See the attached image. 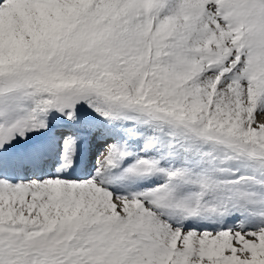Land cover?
Segmentation results:
<instances>
[{"label": "snow or ice", "instance_id": "6c2138e0", "mask_svg": "<svg viewBox=\"0 0 264 264\" xmlns=\"http://www.w3.org/2000/svg\"><path fill=\"white\" fill-rule=\"evenodd\" d=\"M0 264H264V0H0Z\"/></svg>", "mask_w": 264, "mask_h": 264}]
</instances>
